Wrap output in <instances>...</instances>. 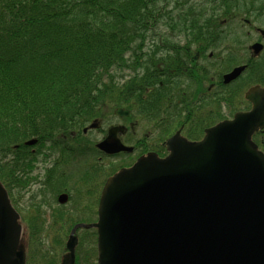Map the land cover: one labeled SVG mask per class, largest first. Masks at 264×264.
Masks as SVG:
<instances>
[{"label":"water","instance_id":"95a60500","mask_svg":"<svg viewBox=\"0 0 264 264\" xmlns=\"http://www.w3.org/2000/svg\"><path fill=\"white\" fill-rule=\"evenodd\" d=\"M246 99L250 112L212 128L202 142L175 137L167 159L150 155L109 179L98 223L72 230L61 264H75L79 228L97 229L98 264H264V154L252 142L264 129V89ZM109 142L100 147L123 149L114 142L111 151ZM22 235L0 182V264H26Z\"/></svg>","mask_w":264,"mask_h":264},{"label":"flooded vegetation","instance_id":"af4514ba","mask_svg":"<svg viewBox=\"0 0 264 264\" xmlns=\"http://www.w3.org/2000/svg\"><path fill=\"white\" fill-rule=\"evenodd\" d=\"M162 12L179 15V7L173 6L169 10L164 6ZM173 18L176 21L150 24L152 31L161 27L166 29L155 34L156 39L145 40L149 54L141 56V65L137 68L141 76L152 77V82L146 84L151 86L150 90H128L124 104L120 106L114 97L118 90H114V96L109 97L111 103L99 108V117L83 127L71 126L67 134L57 130L54 138L48 137L45 144L41 140L36 145L38 149L18 148L15 154L14 179L31 185L33 197L41 202L57 204L60 209L68 204L73 206L70 212L62 210L66 218L70 214L74 226L98 220L104 184L119 169L131 167L149 154L166 158L170 154V140L178 137L179 140L199 142L212 127L244 111V75L230 83L225 82V76L248 61L255 67L264 65V29L257 27L255 22L252 31L260 37L249 38L252 44L246 51L243 29L223 30L230 24L231 27L238 24L219 23L218 31L214 32L215 27L210 21L204 25L188 22L185 18V22H181L182 18L175 15ZM246 25L251 29L252 23ZM256 43L262 45L257 56L251 51ZM153 46L156 54L151 53ZM229 102L234 105L228 106ZM118 110L124 115L117 113ZM225 113H229L228 118H223ZM96 119L99 127L88 129ZM115 128L122 129L117 132V138L131 148L130 152L109 155L98 149V144ZM122 160L127 163L121 162L117 168L114 164ZM63 197L68 201L64 202ZM63 216L60 212L58 222H63ZM92 231L85 232L94 238L96 231Z\"/></svg>","mask_w":264,"mask_h":264},{"label":"trees","instance_id":"16d2710c","mask_svg":"<svg viewBox=\"0 0 264 264\" xmlns=\"http://www.w3.org/2000/svg\"><path fill=\"white\" fill-rule=\"evenodd\" d=\"M156 1L0 0V179L11 198L15 146L24 148L30 135L53 138L55 128L67 134L71 126L99 117L102 102L116 90L110 72L134 71L127 85L117 90L151 89L146 84L152 77L141 76L137 68L150 50L140 33L161 16L150 9L160 6ZM243 1L249 0H217L210 18L201 14L193 19L189 13L185 19L204 25L211 21L217 32L222 21L255 18L252 8L264 0H251L252 8L242 13ZM230 25L223 30L238 31ZM152 51L156 54L155 46ZM262 137L264 132L255 140L264 150ZM34 255L32 247L30 261Z\"/></svg>","mask_w":264,"mask_h":264},{"label":"rangeland","instance_id":"374dc122","mask_svg":"<svg viewBox=\"0 0 264 264\" xmlns=\"http://www.w3.org/2000/svg\"><path fill=\"white\" fill-rule=\"evenodd\" d=\"M172 1V0H170ZM169 1V2H170ZM157 3H160V6H167L170 10L173 8V2L169 4L166 3L163 0H157ZM196 6H193L194 8V17L199 18L202 14V10L205 9L207 12H210L211 6L217 2H211V1H205V0H194ZM256 5H254V8H252L253 5H251V0L249 1H243L241 2V6L243 9L241 12L243 13L244 10H247L249 8H252V12L255 15L254 19H257L258 16L260 17L259 20L256 22L258 23L257 27H261V29H264V1H256ZM209 4V5H206ZM160 6L158 7H150V9H154L155 11L159 12L161 14L162 9H160ZM140 13V12H139ZM167 13V12H165ZM163 15V14H162ZM253 18L248 17H240L238 20L236 19V23H238L239 27L244 30V39L246 40L247 44L245 46V50L247 51L248 47L252 44V41L249 40L253 38L259 39V34H257L255 31H252L253 25L256 24L254 22ZM169 21V20H168ZM164 20H158L154 23H164L168 22ZM250 22L252 23L251 29L248 28L246 23ZM166 30L165 27H161L160 29H156L155 31L152 30H145L143 33H140L144 40H152L156 39L155 34L160 33L162 31ZM251 33V36L248 37L247 33ZM149 40V41H150ZM128 55H126L127 58ZM254 67L253 72L249 69L246 73H243L244 75V85L246 88L255 86V85H261L264 86V65H261L260 67H255L254 64L252 65ZM130 75L131 73L127 70V68H121V69H115L113 72H110V76L114 81V86L117 89H122L124 86L127 85V83L130 81ZM105 91V90H102ZM114 91V90H111ZM120 92L119 95L113 96L116 97L117 104L120 106L124 102V95H126L128 90H118ZM247 90H243V94ZM155 92L158 93L157 90ZM231 94V92L229 91ZM104 105H109L111 101L102 102ZM124 104V103H123ZM234 105L232 102L228 103V106ZM241 111V110H240ZM226 115H229V113H225L223 118H228ZM137 119L140 118L139 113L136 114ZM116 121H119L118 119H115ZM41 125V124H40ZM48 126H39V129H47ZM34 130L38 131V126L33 127ZM56 129V128H55ZM53 130L56 132V130ZM152 129V128H151ZM49 131V130H48ZM252 140V142L255 144L257 143L255 140V137ZM28 141H32L37 139V137L28 136ZM42 140V143L45 144V141L47 139H50L46 136L40 137ZM58 138V137H56ZM261 142H264V137L261 138ZM258 144V143H257ZM264 146V144L262 145ZM260 149L264 152V150L260 147ZM30 151V149H28ZM27 151V152H28ZM121 162L123 165L127 163V160H122L114 165L118 167ZM5 164V163H4ZM11 192L14 194L12 197L16 201L15 207L21 213V218L23 220L22 224L25 229V239L28 243V249L31 250L32 247H34L35 250V257L32 261H28L30 263H36V264H50L55 263L59 264L61 256L64 254L63 250L65 248V244L67 242V237L70 230H73L74 228V222H71L70 220V214L69 218H66L65 212L62 209L67 210L68 212L72 211V207L70 204L68 206L62 207V209L59 208L57 204H51L50 202H41L40 200H37V197H33V191L32 186L26 183L24 181H16L13 180L12 186H11ZM60 212L63 213V222H58L57 216L60 215ZM76 217V216H75ZM80 235V236H79ZM78 238V248H77V257L80 258L81 262L80 264H97V244L95 237H90L86 235V232H80ZM25 243V242H24ZM34 243V245H33ZM55 261V262H54Z\"/></svg>","mask_w":264,"mask_h":264},{"label":"bare ground","instance_id":"6f19581e","mask_svg":"<svg viewBox=\"0 0 264 264\" xmlns=\"http://www.w3.org/2000/svg\"><path fill=\"white\" fill-rule=\"evenodd\" d=\"M172 2H173V6H176L175 0L170 1L169 4L172 3Z\"/></svg>","mask_w":264,"mask_h":264}]
</instances>
